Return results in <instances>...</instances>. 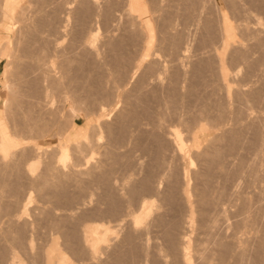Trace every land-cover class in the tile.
Returning <instances> with one entry per match:
<instances>
[{
	"label": "rangeland",
	"instance_id": "374dc122",
	"mask_svg": "<svg viewBox=\"0 0 264 264\" xmlns=\"http://www.w3.org/2000/svg\"><path fill=\"white\" fill-rule=\"evenodd\" d=\"M14 2L22 13L0 17V264H183L181 238L190 264H264V0Z\"/></svg>",
	"mask_w": 264,
	"mask_h": 264
},
{
	"label": "bare ground",
	"instance_id": "6f19581e",
	"mask_svg": "<svg viewBox=\"0 0 264 264\" xmlns=\"http://www.w3.org/2000/svg\"><path fill=\"white\" fill-rule=\"evenodd\" d=\"M94 1V0H93ZM194 1V0H193ZM68 4V3H67ZM104 4V3H103ZM46 5V4H45ZM70 5V4H69ZM81 5V4H80ZM257 5V4H256ZM260 5V4H259ZM44 6V5H43ZM132 6V5H131ZM14 7H17L16 5H15V2H14V0H1L0 1V17H2V16H4V18L5 17H12V19H13V17L16 15V17H18V15H19V13H20V8L19 9H17V8H14ZM26 7V6H25ZM29 7V6H28ZM81 8H82V6H80ZM39 8V7H38ZM132 8H133V6H132ZM187 8V7H186ZM193 9V8H192ZM233 9V8H232ZM18 10V11H17ZM23 10V9H22ZM21 10V11H22ZM26 10V9H25ZM83 10V9H82ZM90 10V9H89ZM28 11V10H27ZM88 11V10H87ZM22 13V12H21ZM20 13V14H21ZM24 14V13H23ZM85 15V14H84ZM244 15V14H243ZM249 15V14H248ZM29 16V15H28ZM14 19H16V18H14ZM17 19H20V18H17ZM10 20V19H9ZM24 20V19H23ZM15 21V20H14ZM29 21V20H28ZM19 22V21H18ZM21 22V21H20ZM19 22V23H20ZM15 23H16V21H15ZM140 23V22H139ZM95 24V23H94ZM143 24V23H142ZM141 24V25H142ZM25 25V24H24ZM142 26H144V25H142ZM141 27V26H140ZM21 28V27H20ZM32 28V27H31ZM140 29V28H139ZM18 30V29H17ZM25 30V29H24ZM143 30H145V29H143V27H142V30L141 31H143ZM98 31V30H97ZM147 31V30H146ZM95 32V31H94ZM143 33V32H142ZM146 34L144 33V37H145V39H146V36H145ZM18 37V36H17ZM22 37V36H21ZM25 37V36H24ZM226 37V36H225ZM27 38V37H26ZM16 39V38H15ZM36 39V38H35ZM171 39V38H170ZM181 39V38H180ZM241 39V38H240ZM38 41H40V40H38ZM17 42H20V41H17ZM25 42H26V40H25ZM28 42V41H27ZM173 43H174V41H173ZM16 44V43H15ZM20 43H18L17 44V48H18V45H19ZM34 44V43H33ZM117 44V43H116ZM31 45V44H30ZM30 45H26V46H30ZM15 46V45H14ZM13 46V47H14ZM21 46V45H20ZM25 48H26V50H28V49H30V48H28V47H26L25 45H23ZM32 46V45H31ZM36 46V45H35ZM4 47V46H3ZM42 47V46H41ZM40 47V48H41ZM21 48V47H20ZM24 48V49H25ZM28 48V49H27ZM116 48V47H115ZM168 48V47H167ZM15 49V48H14ZM32 49V48H31ZM30 49V52L32 51ZM43 49V48H42ZM13 50V49H12ZM25 50V51H26ZM44 50V49H43ZM3 51V50H2ZM14 51H16V49L14 50ZM42 51V50H41ZM16 52H20V50L19 51H16ZM22 52H23V49H22ZM27 52V51H26ZM25 52V53H26ZM28 52H29V50H28ZM44 51H42V53H43ZM46 52V51H45ZM24 53V54H25ZM32 53H35V52H33L32 51ZM41 53V52H40ZM41 53V54H42ZM13 53H11V55H12ZM22 54V53H21ZM28 54V53H27ZM27 54H25V55H27ZM30 54L31 53H29L28 55H29V57L28 58H30L31 60H33V62L35 63V66H36V70H38L39 71V69H40V67H41V65L43 64V61L42 60H44L43 59V57H45V56H42L41 57V59L42 60H40V56H37L38 54L37 53H35V57H31L30 56ZM46 54V53H45ZM48 54V53H47ZM52 54V53H51ZM18 55V54H17ZM17 55H16V57H17ZM19 55H20V53H19ZM23 55V54H22ZM27 55V56H28ZM32 56L34 55V54H31ZM24 56V55H23ZM27 56H26V59H28L27 58ZM47 56V55H46ZM14 58H16L15 56H13ZM19 57H21V55L19 56ZM25 57V56H24ZM23 57V58H24ZM48 57H49V54H48ZM18 58V57H17ZM33 58V59H32ZM26 59H24V60H26ZM77 59V58H76ZM12 60H13V58H12ZM23 60V59H22ZM29 60V59H28ZM45 60H47V59H45ZM15 61H17V60H15ZM20 61V60H19ZM19 61H17L18 63H14V64H16L17 66H18V64H20L22 61H20V63H19ZM14 62V61H13ZM13 62H9V63H12L13 64ZM24 62V61H23ZM29 62V61H28ZM27 62V63H28ZM32 62V64H33V66H34V63ZM47 62V61H46ZM114 62V61H113ZM25 63V62H24ZM31 63V62H30ZM47 64V63H46ZM78 64V63H77ZM9 64H7V66H8ZM15 65V67H13L11 64H10V66H12V68H14V71H17L18 70V68H17V66ZM21 65H23V67L24 68H26L27 70H25V71H27L28 73L32 70L31 68H33L30 64L29 65H27L26 63L25 64H20L19 66H21ZM24 65H27L28 66V68H30V66H31V70L29 71V69L27 68V66H24ZM48 65V64H47ZM50 65V64H49ZM49 65H48V67H49ZM57 65V64H56ZM67 65V64H66ZM6 66V67H7ZM18 66V67H19ZM34 66V67H35ZM51 66V65H50ZM69 66V65H68ZM22 67V68H23ZM44 67H45V65H44ZM81 67V66H80ZM11 68V67H10ZM17 70H16V69ZM51 68V67H50ZM76 68V67H75ZM4 69V68H3ZM21 69V67H19V70ZM64 69V68H63ZM198 69V68H197ZM196 69V70H197ZM5 70V69H4ZM21 70H23V69H21ZM23 70V71H24ZM47 70H49V68L47 69ZM58 70V69H57ZM22 71V72H23ZM33 71H35V70H33ZM46 71V70H45ZM44 71V72H45ZM6 73H7V71H5ZM19 72H21V71H19ZM50 72V71H49ZM65 72V71H64ZM10 73H12V72H10ZM17 74H18V72H16ZM16 73H12V74H16ZM28 73H26L25 74V72L24 73H22L24 76L25 75H27V77H29V75L30 74H28ZM43 73V72H42ZM60 73V72H59ZM31 74L33 75V72H31ZM38 74V73H37ZM44 74V73H43ZM11 75V74H10ZM20 75V77L18 78V75L16 76V79L17 80H19V79H21V80H23V77H21L22 75L21 74H19ZM40 75V74H39ZM38 75V76H39ZM14 76V75H13ZM35 76H37V75H35ZM35 76H33L34 78H35ZM32 77V76H31ZM49 77H50V75H49ZM25 79H26V76L24 77ZM30 78V77H29ZM29 78H27L26 80H28ZM34 78H33V80H34ZM13 79V78H12ZM46 79V78H45ZM74 79V78H73ZM83 79V78H82ZM91 79V78H90ZM16 80V81H17ZM26 80H23V82L24 81H26ZM30 80H32V79H30ZM32 80V81H33ZM36 80V79H35ZM41 80H42V78H41ZM50 80V79H49ZM87 80V79H86ZM85 80V81H86ZM13 81V80H12ZM20 81V80H19ZM39 81V80H38ZM98 81V80H97ZM18 82V81H17ZM83 82V81H82ZM111 82V81H110ZM120 82V81H119ZM178 82V81H177ZM19 84L21 83L22 84V82H18ZM27 83H29V81H27ZM33 84H31V81H30V84H28L29 85V87H30V85L32 86V85H34L35 83H37L36 85H38V82H36V81H34V82H32ZM24 84V83H23ZM43 84V83H42ZM49 84V83H48ZM25 85H26V87L28 88V85L26 84V82H25ZM47 85V84H46ZM52 85V84H51ZM77 85V84H76ZM54 86V85H53ZM38 87H39V85H38ZM101 87V86H100ZM11 89V86L9 85V83H7L6 84V89ZM26 88V89H27ZM47 88H49V87H47ZM110 88V87H109ZM34 90H35V85H34V88H33ZM33 89H31V90H33ZM36 89L38 90V88L36 87ZM57 89V88H56ZM58 89H59V87H58ZM71 89V88H70ZM33 90V91H34ZM37 90H35L36 92H32V95L34 94V95H36V94H40L41 95V93L44 91H42V92H40L39 90H41V89H39L38 91L40 92V93H38V91ZM46 90V89H45ZM23 91V90H22ZM52 91V90H51ZM70 91V90H69ZM75 91V90H74ZM98 91V90H97ZM30 92V93H31ZM53 92V91H52ZM44 93V98H47L48 97V94L50 93V92H48V90L47 91H45V92H43ZM56 93V92H55ZM60 93V92H59ZM58 93V94H59ZM63 93V92H62ZM75 93V92H74ZM101 93V92H100ZM13 94V93H12ZM12 94L10 95H8V97L4 100V103H3V106H2V109L4 108V110H8V109H6L7 107L9 108V105H10V103H9V101L11 100V97H12ZM61 94V93H60ZM16 95V94H15ZM14 95V96H15ZM37 95V96H38ZM53 95V94H52ZM258 95V94H257ZM55 96H56V94H55ZM74 96V95H73ZM67 97V96H66ZM106 97V96H105ZM37 98H39V97H37ZM40 98H41V96H40ZM58 98V97H57ZM50 99H51V97H50ZM165 99V98H164ZM45 100V99H44ZM74 100V99H73ZM76 101V100H75ZM51 102V101H50ZM8 103H9V105H8ZM48 104V103H47ZM103 105V104H102ZM104 106V105H103ZM175 106V105H174ZM81 107V106H80ZM160 108V107H159ZM1 110V109H0ZM76 110H78V109H76ZM181 110V109H180ZM72 111L74 112L75 111V109H72ZM222 111V110H221ZM262 111V110H261ZM77 112V111H76ZM189 112V111H188ZM165 114V113H164ZM74 115V114H73ZM207 115V114H206ZM188 117V116H187ZM71 118V117H70ZM190 118V117H189ZM26 120V119H25ZM37 120V119H36ZM35 121V120H34ZM184 122H185V120H184ZM38 123V122H37ZM27 124H29L28 122H27ZM71 124V123H70ZM69 124V125H70ZM31 125V124H30ZM29 125V126H30ZM35 125V124H34ZM156 125V124H155ZM154 125V126H155ZM186 125V124H185ZM36 126H37V124H36ZM42 126V125H41ZM39 127H40V125H39ZM44 127V126H43ZM158 127V126H157ZM161 127V126H160ZM166 127V126H165ZM37 128V127H36ZM51 128V127H50ZM67 128H69V127H67ZM32 130H33V128H31ZM35 129V128H34ZM40 129H42V130H44L43 128H40ZM36 131V130H35ZM39 131V130H38ZM41 131V130H40ZM39 131V132H40ZM42 132V131H41ZM59 132V131H58ZM7 132H6V130H5V128H0V139H1V142H0V144H1V146H0V149L3 147V140L6 138V136H7V134H6ZM261 133V132H260ZM42 134V133H41ZM181 133H179L178 131H174V132H169V135H170V142L172 143V146H173V148H174V150L177 152V154H179L180 156L181 155H184V153H185V144H184V141H183V139L181 138V135H180ZM208 143V142H207ZM227 143V142H226ZM185 145V146H184ZM168 146V145H167ZM63 148V147H62ZM89 149V148H88ZM187 149V148H186ZM64 149H62L61 151H63ZM65 151V150H64ZM66 152V151H65ZM64 152V153H65ZM187 154V153H186ZM205 155V154H204ZM67 158V156L64 154L63 155V157L60 159L62 162L65 160ZM213 158V157H212ZM214 160V159H213ZM209 162H210V160H208ZM212 161V160H211ZM225 161V160H224ZM170 162V161H169ZM211 163V162H210ZM244 163V162H243ZM226 164V163H225ZM215 167V166H214ZM182 168V167H181ZM211 168V167H210ZM209 168V169H210ZM51 169V168H50ZM62 171V170H61ZM264 171V170H263ZM80 172H82V171H80ZM147 172V171H146ZM91 173V172H90ZM75 174V173H74ZM78 174V173H77ZM180 174V173H179ZM192 175V174H191ZM208 176V175H207ZM59 177V176H58ZM79 177V176H78ZM92 177V176H91ZM182 177V176H181ZM118 181V180H117ZM195 185V184H194ZM219 185V184H218ZM128 189V188H127ZM127 193V192H126ZM139 200V199H138ZM208 204V203H207ZM206 204V205H207ZM149 206L150 205H143L142 207H141V210H140V212H139V214L138 215H135L134 217H133V220H132V222H131V225L133 226V227H138V225L140 224V223H143V220L145 219V217L147 216V214H148V212H149ZM12 214V213H11ZM9 215H10V213H9ZM15 217V216H14ZM261 217V216H260ZM216 222V221H215ZM59 223V222H58ZM9 224H10V222H9ZM25 224V223H24ZM130 225V224H129ZM176 225V224H175ZM214 227V226H213ZM94 228V227H93ZM101 228V227H100ZM103 229V228H102ZM90 230H93V229H90ZM92 233H93V235H94V240L95 241H97V243H101V242H103L104 241V235H102L101 233H97V231H95V230H93V231H91ZM90 232V233H91ZM142 232V231H141ZM103 233V232H102ZM32 234V233H31ZM173 235V234H172ZM217 236V235H216ZM9 237V236H8ZM202 237V236H201ZM178 239H176V241H177ZM171 241H173V240H171ZM180 245H178L177 243V247H176V244L173 242L172 244H174V246L178 249V251L177 250H175V253L177 254V256H180V260H182L183 262H181V263H183V264H190L189 262H190V260H189V253H188V251H187V246H188V242L184 239V238H181L180 239ZM177 242H179V241H177ZM230 242V241H229ZM171 243V242H170ZM217 243V242H216ZM173 246V247H174ZM180 246V247H179ZM260 246V245H259ZM6 247V246H5ZM170 247H172V246H170ZM28 248V247H27ZM173 250V249H172ZM173 250V251H174ZM2 251V250H1ZM177 251V252H176ZM204 251V250H203ZM252 253V252H251ZM90 254V253H89ZM117 254V253H116ZM129 254V253H128ZM210 256V255H209ZM8 258V257H7ZM177 258V257H176ZM179 258V257H178ZM261 258V257H260ZM156 259V258H155ZM193 259V258H192ZM253 259V258H252ZM178 260V259H177ZM226 260V259H225ZM192 264V263H191ZM195 264V263H194Z\"/></svg>",
	"mask_w": 264,
	"mask_h": 264
}]
</instances>
